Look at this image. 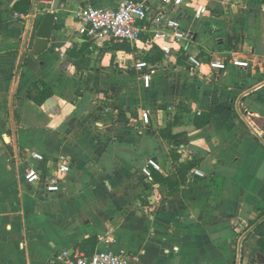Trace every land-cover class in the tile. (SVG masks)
Returning <instances> with one entry per match:
<instances>
[{
	"label": "crops",
	"instance_id": "0c3cea01",
	"mask_svg": "<svg viewBox=\"0 0 264 264\" xmlns=\"http://www.w3.org/2000/svg\"><path fill=\"white\" fill-rule=\"evenodd\" d=\"M20 1L0 0V264H55L64 250H113L126 264H264V0H183L177 11L145 0L192 32L171 57L80 34L82 7L120 0ZM48 12L52 35L37 53ZM187 54L226 68L195 69ZM146 55L149 86L134 66ZM36 82L53 91L43 105L26 97ZM149 157L162 167L152 181ZM28 169L40 179L28 182ZM53 175L59 193L46 191Z\"/></svg>",
	"mask_w": 264,
	"mask_h": 264
},
{
	"label": "built area",
	"instance_id": "2783aa9c",
	"mask_svg": "<svg viewBox=\"0 0 264 264\" xmlns=\"http://www.w3.org/2000/svg\"><path fill=\"white\" fill-rule=\"evenodd\" d=\"M173 3L177 11L183 0H168ZM78 30L81 35L89 40L109 41L121 40L129 44L132 48H152L157 46L166 57L184 55V48L192 40V32L182 24L179 16L167 11L159 12L155 15L149 11V6L145 0H120L115 7H99L90 4L85 5L76 15ZM264 61V60H263ZM187 62L195 69L209 67L215 70L226 68L224 60L203 61L197 55L187 54ZM236 66H246L244 61L233 59ZM135 68L142 73L145 85L150 84L149 63L144 58L135 63ZM141 118L146 124L149 123V113L143 111ZM252 128L257 129V125L250 122ZM259 129V128H258ZM260 130V129H259ZM257 131V130H256ZM262 132V131H261ZM33 157L43 160L44 156L39 153H33ZM151 168L161 170L160 163L154 158H146L142 167L143 175L146 179L152 181ZM70 166L66 163L59 164V171L67 173ZM199 176H204L198 169L193 170ZM25 178L33 183L40 179L39 173L35 169H28L25 172ZM61 182L58 176L53 175L46 185V191L49 193H59ZM127 258L124 254L105 250L87 255L78 252L70 256L68 251L64 250L56 256L55 264H126Z\"/></svg>",
	"mask_w": 264,
	"mask_h": 264
},
{
	"label": "trees",
	"instance_id": "16d2710c",
	"mask_svg": "<svg viewBox=\"0 0 264 264\" xmlns=\"http://www.w3.org/2000/svg\"><path fill=\"white\" fill-rule=\"evenodd\" d=\"M26 0H21L20 2H25ZM121 43H119V47L121 49H125V50H131V46L127 43H125L124 41H119ZM148 59V56H145V60ZM53 95V91L51 89V87L45 83V82H36L34 83L27 91L26 97L28 99L33 100L34 102H36L38 105H43L45 103V101L50 98ZM161 134L163 136H168L170 135L169 133V126L166 127L165 129L161 130ZM175 160L177 161V157H175ZM194 166V163H192L191 161H187V162H183V163H177L176 164V171L177 174L179 175L180 178H183L185 176V174ZM156 181H160V182H172L171 177L170 178H162V177H157L156 175ZM173 184V183H171ZM174 185V184H173Z\"/></svg>",
	"mask_w": 264,
	"mask_h": 264
},
{
	"label": "water",
	"instance_id": "95a60500",
	"mask_svg": "<svg viewBox=\"0 0 264 264\" xmlns=\"http://www.w3.org/2000/svg\"><path fill=\"white\" fill-rule=\"evenodd\" d=\"M54 21L55 14L53 12H48L42 19L36 33L37 38L34 45V50L37 53H41L47 49L49 39L52 35Z\"/></svg>",
	"mask_w": 264,
	"mask_h": 264
},
{
	"label": "rangeland",
	"instance_id": "374dc122",
	"mask_svg": "<svg viewBox=\"0 0 264 264\" xmlns=\"http://www.w3.org/2000/svg\"><path fill=\"white\" fill-rule=\"evenodd\" d=\"M134 59H138V58L134 57ZM115 69H116L115 72H119L120 74H121V71H132L130 64H127V68H122V67L117 66L115 67ZM110 99H113L112 95L103 96L101 107H105V108L109 107L112 104Z\"/></svg>",
	"mask_w": 264,
	"mask_h": 264
}]
</instances>
